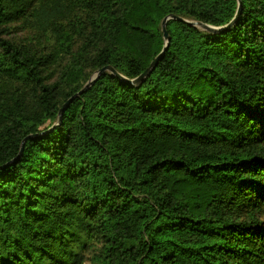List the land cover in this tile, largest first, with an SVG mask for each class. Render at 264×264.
I'll use <instances>...</instances> for the list:
<instances>
[{
    "label": "trees",
    "instance_id": "obj_1",
    "mask_svg": "<svg viewBox=\"0 0 264 264\" xmlns=\"http://www.w3.org/2000/svg\"><path fill=\"white\" fill-rule=\"evenodd\" d=\"M239 1L210 33L236 0H0V264H264V0Z\"/></svg>",
    "mask_w": 264,
    "mask_h": 264
},
{
    "label": "water",
    "instance_id": "obj_2",
    "mask_svg": "<svg viewBox=\"0 0 264 264\" xmlns=\"http://www.w3.org/2000/svg\"><path fill=\"white\" fill-rule=\"evenodd\" d=\"M237 1V4H238V7H237V12H236V15L235 17L233 18V20L231 22H229L228 25H226L225 27L223 28H214V27H211V26H208V25H205V24H201V23H197V22H192V23H189V25L191 26H194V27H197L203 31H206V32H210V33H216L218 32L219 30L221 29H228L232 24L233 22L235 21V19L238 17L239 15V12H240V1L239 0H236ZM169 19H175V20H180L179 18H176V17H168V18H165L162 20L161 22V32H162V38L165 42V46L163 48V50L154 58V60L150 63L149 67L138 77L136 78L135 80H130L128 81L130 84H135V83H138V82H141L143 78H145L154 68L155 66L157 65L158 61L162 58L163 54H164V51L166 49V46H167V43H168V40H169V37H168V34L166 32V29H165V24L166 22L169 20ZM109 73L117 78H121L115 71L114 69H112L111 67L107 66V67H104V68H101L100 70L96 71L91 77L90 79L88 80V82L86 83L85 87L78 93L76 94L75 96L81 94L86 88H88L91 84H93V82L100 76L102 75L103 73ZM73 96L72 98H70L67 102H65L63 104V106L61 107L60 111H59V115L64 111V109L66 108V106L70 103V101L75 97ZM53 130V127L49 130L51 131ZM25 141V140H24ZM23 141V142H24ZM22 142V143H23ZM22 151V145L20 147V151H19V154L21 153Z\"/></svg>",
    "mask_w": 264,
    "mask_h": 264
},
{
    "label": "rangeland",
    "instance_id": "obj_3",
    "mask_svg": "<svg viewBox=\"0 0 264 264\" xmlns=\"http://www.w3.org/2000/svg\"><path fill=\"white\" fill-rule=\"evenodd\" d=\"M84 264H93L91 261H86Z\"/></svg>",
    "mask_w": 264,
    "mask_h": 264
}]
</instances>
